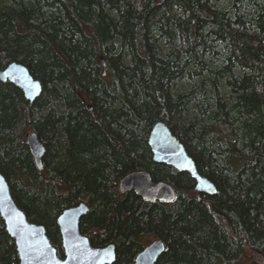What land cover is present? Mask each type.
<instances>
[{
  "label": "trees",
  "instance_id": "trees-1",
  "mask_svg": "<svg viewBox=\"0 0 264 264\" xmlns=\"http://www.w3.org/2000/svg\"><path fill=\"white\" fill-rule=\"evenodd\" d=\"M12 62L42 92L29 102L0 82V173L59 257L56 219L85 203L80 232L113 244V264H132L147 236L165 244L156 264H244L246 249L264 264V0H0V71ZM158 122L215 194L153 161ZM135 171L175 200L121 194ZM0 264H18L1 218Z\"/></svg>",
  "mask_w": 264,
  "mask_h": 264
},
{
  "label": "water",
  "instance_id": "water-1",
  "mask_svg": "<svg viewBox=\"0 0 264 264\" xmlns=\"http://www.w3.org/2000/svg\"><path fill=\"white\" fill-rule=\"evenodd\" d=\"M0 82L13 84L29 102H33L42 92L41 82L34 79L24 65L16 62L9 63L0 71ZM24 140L36 166L41 169L43 145L34 132L27 133ZM148 145L154 162L189 174L195 181V192L205 195L216 193L213 183L198 173L183 144L164 123L158 122L153 126ZM118 189L121 194L132 191L149 203H171L176 198L171 185L162 181L154 182L147 171L129 173L120 180ZM88 212V205L79 203L58 215L56 224L63 251L61 258L48 238L45 226L28 220L16 204L7 180L0 173V218L7 234L14 241L18 264H113L116 260L113 244L93 247L89 238L80 232L81 218ZM164 251V242L157 239L144 247L132 264H156Z\"/></svg>",
  "mask_w": 264,
  "mask_h": 264
},
{
  "label": "rangeland",
  "instance_id": "rangeland-1",
  "mask_svg": "<svg viewBox=\"0 0 264 264\" xmlns=\"http://www.w3.org/2000/svg\"><path fill=\"white\" fill-rule=\"evenodd\" d=\"M153 240H154V238L152 236L145 237L143 239L144 246L148 245ZM245 252H246V254H245L244 258H243V263L244 264L252 263V262H260L261 261L260 257L257 256L256 254H254L252 250L246 249Z\"/></svg>",
  "mask_w": 264,
  "mask_h": 264
},
{
  "label": "bare ground",
  "instance_id": "bare-ground-1",
  "mask_svg": "<svg viewBox=\"0 0 264 264\" xmlns=\"http://www.w3.org/2000/svg\"><path fill=\"white\" fill-rule=\"evenodd\" d=\"M33 77V76H32ZM35 79V78H34ZM157 124V123H156ZM152 128V127H151Z\"/></svg>",
  "mask_w": 264,
  "mask_h": 264
}]
</instances>
